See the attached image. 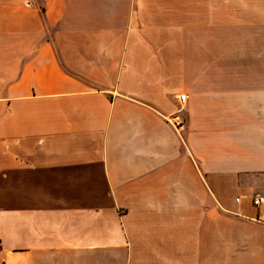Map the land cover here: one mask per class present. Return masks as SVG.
Wrapping results in <instances>:
<instances>
[{"label":"crops","instance_id":"1","mask_svg":"<svg viewBox=\"0 0 264 264\" xmlns=\"http://www.w3.org/2000/svg\"><path fill=\"white\" fill-rule=\"evenodd\" d=\"M255 194L264 0H0V264H264Z\"/></svg>","mask_w":264,"mask_h":264},{"label":"built area","instance_id":"2","mask_svg":"<svg viewBox=\"0 0 264 264\" xmlns=\"http://www.w3.org/2000/svg\"><path fill=\"white\" fill-rule=\"evenodd\" d=\"M178 102H179V106L182 108V106L185 104L186 102V95L182 94L177 98ZM174 127L176 128L177 131H181L183 130L184 126H185V120L183 117L181 116H177L174 120ZM237 202H239V199L236 200ZM252 203L255 207H259L262 204H264V195L261 194H255L252 200ZM1 247V246H0Z\"/></svg>","mask_w":264,"mask_h":264}]
</instances>
